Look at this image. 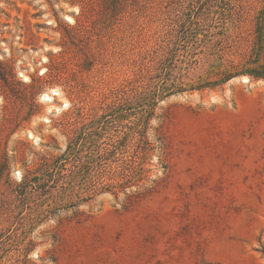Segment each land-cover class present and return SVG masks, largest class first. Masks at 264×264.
I'll use <instances>...</instances> for the list:
<instances>
[{
	"label": "rangeland",
	"instance_id": "obj_1",
	"mask_svg": "<svg viewBox=\"0 0 264 264\" xmlns=\"http://www.w3.org/2000/svg\"><path fill=\"white\" fill-rule=\"evenodd\" d=\"M263 14L0 0V264H264V79L207 85L242 70ZM166 64L184 91L146 106Z\"/></svg>",
	"mask_w": 264,
	"mask_h": 264
},
{
	"label": "trees",
	"instance_id": "obj_2",
	"mask_svg": "<svg viewBox=\"0 0 264 264\" xmlns=\"http://www.w3.org/2000/svg\"><path fill=\"white\" fill-rule=\"evenodd\" d=\"M184 37L188 38L190 35L191 37H196L197 32H193L191 30H187L184 33ZM195 49L200 48V46H195ZM195 51V50H193ZM193 56L196 55V53L192 54ZM192 56V58H194ZM169 62V61H168ZM189 64V63H188ZM169 64L163 65L162 67V74L158 77L159 82L162 83L159 84H153L154 90L151 91V94L148 95L149 99L148 103L145 104L146 106H155L156 99L163 98L165 93L167 91H171V87L176 88V92H182L184 91V88L181 86H178L177 84L173 83L170 84V87L166 85L167 83V74L169 75V72L166 71V69L169 70ZM173 67V66H172ZM240 68H237L235 71L232 72V70H225L223 72H220L219 79L215 82H210L207 85H213V86H219L224 84L227 80H229L233 75H248L255 79H264V14L261 17V19L258 22L257 28H256V37L255 41L253 43L252 52L247 61H245L242 70H239ZM147 97H145V100ZM263 255H264V249H263Z\"/></svg>",
	"mask_w": 264,
	"mask_h": 264
},
{
	"label": "bare ground",
	"instance_id": "obj_3",
	"mask_svg": "<svg viewBox=\"0 0 264 264\" xmlns=\"http://www.w3.org/2000/svg\"><path fill=\"white\" fill-rule=\"evenodd\" d=\"M67 19L70 20V17H68ZM242 82L243 83L247 82V84H248V78L243 77ZM57 98L61 99L62 103H61L60 107L56 109V111H52L54 113H56L57 111L59 112L60 110L68 107L69 103L63 98L62 93L58 89H54V90H51L49 93H46L44 95V98H43L44 100L49 101V102H54L55 100H57ZM29 136H30V138L36 139V141L38 142V138L34 137V135L31 132L29 133Z\"/></svg>",
	"mask_w": 264,
	"mask_h": 264
},
{
	"label": "water",
	"instance_id": "obj_4",
	"mask_svg": "<svg viewBox=\"0 0 264 264\" xmlns=\"http://www.w3.org/2000/svg\"><path fill=\"white\" fill-rule=\"evenodd\" d=\"M243 77H245V76H243ZM243 77H241V78H236V79H233V80H239V81L242 82Z\"/></svg>",
	"mask_w": 264,
	"mask_h": 264
},
{
	"label": "built area",
	"instance_id": "obj_5",
	"mask_svg": "<svg viewBox=\"0 0 264 264\" xmlns=\"http://www.w3.org/2000/svg\"><path fill=\"white\" fill-rule=\"evenodd\" d=\"M45 73V71L44 72H41V75H43ZM27 81V80H26Z\"/></svg>",
	"mask_w": 264,
	"mask_h": 264
}]
</instances>
